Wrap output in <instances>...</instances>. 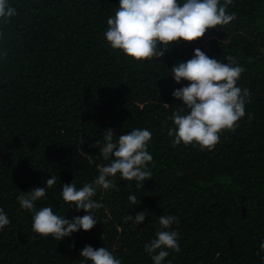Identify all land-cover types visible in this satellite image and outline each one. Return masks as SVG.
I'll list each match as a JSON object with an SVG mask.
<instances>
[{
	"label": "trees",
	"instance_id": "16d2710c",
	"mask_svg": "<svg viewBox=\"0 0 264 264\" xmlns=\"http://www.w3.org/2000/svg\"><path fill=\"white\" fill-rule=\"evenodd\" d=\"M8 4L17 15L7 24L0 19V208L10 220L0 229V264H91L80 257L86 245L106 247L121 264H153L144 246L155 239L161 215L177 218L170 230L179 233L180 246L165 249L162 264H264V0H232L226 11L236 19L228 25L145 61L106 41L119 0ZM196 48L222 63L233 57L245 69L237 86L251 94L238 127L223 131L211 151L174 147L168 136L172 113L184 106L172 93L188 84H177L171 68ZM137 128L152 133V175L143 187L118 173L109 178L115 188L93 197L104 207L91 211L97 219L91 230L61 241L32 231L34 213L20 207L21 192L54 175L35 210L51 207L68 220L88 214L63 201L62 185L75 180L79 190L111 163L100 155L104 131L111 129L116 141ZM141 211L142 224L126 220Z\"/></svg>",
	"mask_w": 264,
	"mask_h": 264
},
{
	"label": "clouds",
	"instance_id": "9594fccd",
	"mask_svg": "<svg viewBox=\"0 0 264 264\" xmlns=\"http://www.w3.org/2000/svg\"><path fill=\"white\" fill-rule=\"evenodd\" d=\"M231 3L232 0H225L223 5L220 0H183L182 3L180 0H119L115 15L107 19L108 28L104 35L112 49L120 50L130 59H159L169 50V45L180 41L196 42L209 29L228 25L235 20V13L228 14L226 11ZM15 15L17 12L8 4V0H0V19L7 24L9 18ZM225 60L228 62L222 63L196 48L191 59L171 68L172 77L177 84L182 80L188 81L186 86L172 93L184 105L178 106L171 116L174 127L168 130V136L173 137L171 142L174 147L196 144L201 150L211 151L219 143L220 134L223 131H234L238 127V121L245 116V105L251 94L247 89L242 90L237 86L245 69L231 56L225 57ZM114 135L116 134L111 129L103 132L100 155L105 160L110 157L112 159L110 164L98 167L99 174L93 182L86 183L79 190L75 186V180L62 185L63 201L74 203L77 211L83 210L88 214L68 220L55 214L51 207L35 210L34 202L46 197V190L55 185L54 175L47 179L45 186L21 192L17 197L20 207L34 213L33 232L61 241L81 229L89 231L97 223L91 211L104 207L102 203L93 200L97 190L107 191L116 187L110 177L119 173L120 179L139 182L138 187H143V181L151 178L148 165L153 157L147 148L152 133L147 129L137 128L119 135L116 141L113 139ZM98 144L100 141L95 145ZM128 199L131 204L137 203L134 195H130ZM145 218V212L141 211L135 216L128 215L126 220H134L138 226ZM9 223V218L0 208V229ZM158 223L155 239L144 246L153 264H162L169 255L165 249L180 251L179 233L170 230L173 223H178L177 218L173 215H161ZM260 249L264 251V242L260 244ZM80 257L91 261V264H121L106 247L94 249L86 245L80 252Z\"/></svg>",
	"mask_w": 264,
	"mask_h": 264
}]
</instances>
